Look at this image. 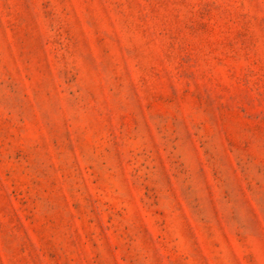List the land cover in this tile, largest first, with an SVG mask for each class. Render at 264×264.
Instances as JSON below:
<instances>
[{"label":"rangeland","instance_id":"374dc122","mask_svg":"<svg viewBox=\"0 0 264 264\" xmlns=\"http://www.w3.org/2000/svg\"><path fill=\"white\" fill-rule=\"evenodd\" d=\"M0 264H264V0H0Z\"/></svg>","mask_w":264,"mask_h":264}]
</instances>
